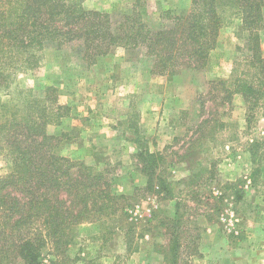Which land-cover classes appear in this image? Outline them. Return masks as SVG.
Instances as JSON below:
<instances>
[{"label": "rangeland", "instance_id": "rangeland-1", "mask_svg": "<svg viewBox=\"0 0 264 264\" xmlns=\"http://www.w3.org/2000/svg\"><path fill=\"white\" fill-rule=\"evenodd\" d=\"M140 2L143 19L158 29L171 24L162 12L186 13L191 0ZM83 3L115 19L131 12L135 0ZM258 36L264 57V17ZM249 44V32L233 16L220 28L204 68L185 63L171 76L159 75L153 58L121 47L87 65L75 47L65 46L45 49L37 68L18 73L20 87L39 92L54 86L59 101L70 107L59 124L47 126L50 134H64L60 153L110 168L114 191L126 196L124 210L102 228H75L58 264H171L175 218L177 264H198L200 248L207 264H248L253 254L257 259L264 226V90L250 107L241 94L223 99L219 83L254 78ZM0 99H7L1 90ZM140 143L162 155L157 172L171 183L173 198L165 197L164 188L144 187L136 156ZM10 167L0 150V176Z\"/></svg>", "mask_w": 264, "mask_h": 264}, {"label": "trees", "instance_id": "trees-1", "mask_svg": "<svg viewBox=\"0 0 264 264\" xmlns=\"http://www.w3.org/2000/svg\"><path fill=\"white\" fill-rule=\"evenodd\" d=\"M141 4L135 0L131 12L114 19L109 12L86 8L83 0H0V90L7 96L0 99V150L11 163L10 171L0 176V264H58L75 228L94 223L102 228L125 208L126 196L114 191L110 168L100 170L61 154L64 134L47 132L48 125L59 124L70 113L56 87L36 92L16 82L19 72L40 65L45 49L75 47L87 65L117 47L138 50L153 58L154 73L171 76L185 63L204 68L220 28L234 16L249 32L255 76L250 82L219 80L222 98L241 94L255 106L261 96L264 57L258 31L264 0H191L186 13L162 12L171 24L158 29L143 19ZM144 144L136 153L146 175L144 187L167 190L171 183L157 172L162 155ZM166 192L165 197L173 198ZM180 204L179 199L176 208ZM173 220L171 264H177L179 220ZM126 247L131 248L128 242Z\"/></svg>", "mask_w": 264, "mask_h": 264}, {"label": "crops", "instance_id": "crops-1", "mask_svg": "<svg viewBox=\"0 0 264 264\" xmlns=\"http://www.w3.org/2000/svg\"><path fill=\"white\" fill-rule=\"evenodd\" d=\"M261 235H262V240L261 242H259V246L255 249V253L258 254V257L256 259L255 255L253 254V256H250L246 262H248V264H264V226L260 229ZM253 247V246H252ZM199 262L198 264H207L209 262V258L208 255L204 254L206 250H204V248H200L199 250ZM260 257V258H259ZM201 258H204L203 260H201ZM259 258V259H258ZM219 262V260H214L213 263L210 264H217ZM239 264V262H237Z\"/></svg>", "mask_w": 264, "mask_h": 264}]
</instances>
